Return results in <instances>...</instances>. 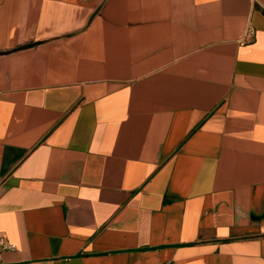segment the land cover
<instances>
[{
    "label": "crops",
    "instance_id": "obj_1",
    "mask_svg": "<svg viewBox=\"0 0 264 264\" xmlns=\"http://www.w3.org/2000/svg\"><path fill=\"white\" fill-rule=\"evenodd\" d=\"M0 234V264H264V0H0Z\"/></svg>",
    "mask_w": 264,
    "mask_h": 264
},
{
    "label": "built area",
    "instance_id": "obj_2",
    "mask_svg": "<svg viewBox=\"0 0 264 264\" xmlns=\"http://www.w3.org/2000/svg\"><path fill=\"white\" fill-rule=\"evenodd\" d=\"M246 37L251 38L252 32H248ZM15 250H17V246L15 244L9 243L6 236L0 234V257L4 252Z\"/></svg>",
    "mask_w": 264,
    "mask_h": 264
}]
</instances>
